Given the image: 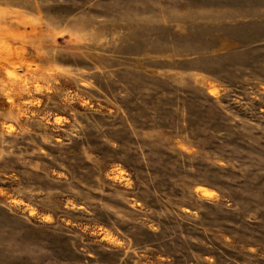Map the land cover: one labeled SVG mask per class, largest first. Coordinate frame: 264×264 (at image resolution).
Here are the masks:
<instances>
[{
  "label": "rangeland",
  "instance_id": "374dc122",
  "mask_svg": "<svg viewBox=\"0 0 264 264\" xmlns=\"http://www.w3.org/2000/svg\"><path fill=\"white\" fill-rule=\"evenodd\" d=\"M0 264H264V0H0Z\"/></svg>",
  "mask_w": 264,
  "mask_h": 264
}]
</instances>
